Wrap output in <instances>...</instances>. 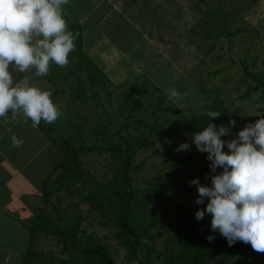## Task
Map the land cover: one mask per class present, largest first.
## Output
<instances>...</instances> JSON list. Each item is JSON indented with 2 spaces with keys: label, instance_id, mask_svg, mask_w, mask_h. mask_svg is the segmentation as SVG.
I'll return each mask as SVG.
<instances>
[{
  "label": "rangeland",
  "instance_id": "1",
  "mask_svg": "<svg viewBox=\"0 0 264 264\" xmlns=\"http://www.w3.org/2000/svg\"><path fill=\"white\" fill-rule=\"evenodd\" d=\"M229 1L228 5L227 0H220L217 3L219 6H203L202 8L195 6L197 12L191 13L194 17L198 16L200 19L197 21V26L192 28L193 37L187 32L191 29L189 21L186 20L180 25L185 32H179L180 34L171 36L168 44L166 42L165 45L160 44L166 49L167 59L158 58L156 53L153 54L154 52L149 50H140L141 55L139 51L133 50L131 54L135 58H132L131 54L121 58L122 66L127 59L130 61V58L134 60L135 65L140 66V75L133 76L127 84L112 75L109 76L110 78L107 76L106 80L100 83L99 81L95 83V79L91 80V77L95 73L94 76L97 78L95 70H98V68L92 62L77 56L70 60L72 62L71 74L66 72L67 74L64 76H57V82L53 87L55 94L53 92L52 100L61 113L59 118L51 124L43 121L40 123L42 127L38 125L35 128H33L32 122L22 123L23 130L21 136L18 134V139L25 138L21 139L23 144L17 147V150L15 149L14 152L17 151L16 155H11L10 159L12 160L9 159L8 161L4 160L9 155L0 157V190L6 189L11 193V195L4 196L3 190L0 191V196H3L4 199L5 197L8 198L7 201H2L4 211H0V227H4V229L2 228L3 231L0 230V243L4 245V247L2 246L3 249L0 250V264H19L21 261L22 254L19 251L25 246L28 231L24 228L20 230L15 226L12 228L8 223L27 224L35 215L36 207L44 206L42 180L51 173L54 162L61 157L62 153L58 146L65 137H69L70 141L76 145L84 144L97 147L85 151L79 158L87 169L97 175L99 180H105L111 177L109 165L111 158L110 151L103 147L118 138V131L121 133L128 131L139 135L148 134L155 129L172 132L173 121L184 119V117L191 119L201 114L205 111L207 104L211 105L213 103L216 94H219L222 99L221 107L226 109L228 115L236 121V126L232 129L231 134L221 137L222 139L234 138L245 125L254 123L260 118L262 102L258 98L259 93L255 92L247 98H240L247 84L244 79L241 60L246 61L248 64L251 58H257L256 65L251 70L264 73V6H243V2L233 3L232 0ZM234 5L236 7H233ZM227 6H230V11L240 10L235 14V28L236 26L246 25L249 31L236 35L232 38L233 42L230 43H228L226 36V39L221 37L222 40L217 45H220L222 49L217 47L213 49L214 54H219L220 58H216L217 56L209 49V54L204 56L202 61L199 58L202 53L193 49L189 45L188 39L193 40L194 38L197 41L200 38L203 41L202 45L208 46L209 40L202 38V35L215 28V25L224 32L231 31L232 28L226 23V20H233L227 17L228 15L233 16V14L229 13L227 15L225 12H221ZM181 8V6L178 7L179 11ZM190 10L192 11V8ZM242 15H244L243 19L240 18ZM212 16L214 21H210ZM237 16L238 19L236 20ZM168 21H171L170 25L172 23L178 29L179 26L173 22L175 20ZM184 25L187 27L185 28ZM78 41L76 38L74 51H78L80 48ZM88 47L85 44L83 50L87 51ZM168 50H170L169 53ZM112 54L114 52H108L107 56L110 58L106 57V63H102L103 68L107 65L104 68L105 70L115 60L112 59ZM97 61H100V58ZM169 62L173 64V68ZM122 66L121 63L118 64L113 72L119 75V73H122V70H120ZM127 72L129 73L130 70H127ZM77 75L80 76V81ZM79 84L82 87L80 93L84 92L88 98L85 101L73 102L69 98L76 91ZM160 88H164L166 92ZM128 89H132L130 97L133 96L131 97L132 100H139L141 109L137 108L130 111L127 107L126 100L128 98H126V95ZM171 89H175L179 95L169 99L168 90ZM127 113L142 115L129 117L127 120L130 127L123 129L121 122L125 120ZM4 118L8 119V115ZM138 120L140 126L137 128ZM229 121H219L216 125L228 126ZM14 134L16 132H13ZM9 140L12 141V136ZM185 141L189 142L190 150L176 151L177 147ZM5 146L15 147L12 143H8V139ZM224 150L228 151L226 146ZM174 151L180 158L186 155L194 157L201 163L204 170L208 171L205 174L209 179L212 174L207 154L196 149L195 144L191 142L190 135L165 138L157 133L146 139L137 149L134 155V164L146 155H150V158L146 160L145 166L140 172H133L134 186L154 185L159 191V198L149 205V209L153 213H151L152 218L149 222V232L152 235L151 242L156 250L159 253L161 252V255L157 256L155 264L161 262L166 247L165 236L182 229L178 209L182 208L183 201L176 197L172 191L168 160L171 152ZM25 161H28V164L22 168L20 174L18 173L15 178L6 179L14 165L17 163L23 164ZM220 171L222 169L218 168L216 170L217 173ZM85 191V186L82 187L78 183L72 195L65 196L62 192L57 191L58 193L50 196L54 204L49 205V211L54 213L55 208L53 205L57 204V206L60 205L65 208L64 213L68 219L73 220L76 215L81 216V221L78 224L80 235L84 237L93 234L94 238L104 242L118 264H136L126 261L125 248L119 245L117 239L114 238L111 225L100 222L99 211L90 209L89 203L79 202L80 194L85 193ZM57 197L61 199L57 200ZM71 198L75 199V203L70 201ZM191 204L194 206L195 214L199 208H204L207 203L198 206L196 201L191 198ZM9 217L11 218L7 219ZM206 217L207 214L203 219L197 220L195 216L196 224L201 230L205 226ZM33 244L35 248L44 252L45 257V260L42 259L43 261H40V263L36 261V264H61L59 259H65V264H68V259H74L71 258L69 251L63 250L62 243L50 235H38ZM8 251H10L9 254ZM4 256L7 259L6 261L5 259L3 261Z\"/></svg>",
  "mask_w": 264,
  "mask_h": 264
},
{
  "label": "trees",
  "instance_id": "2",
  "mask_svg": "<svg viewBox=\"0 0 264 264\" xmlns=\"http://www.w3.org/2000/svg\"><path fill=\"white\" fill-rule=\"evenodd\" d=\"M239 11L235 10V14ZM240 30L241 26H236L231 31L225 32V35L233 36ZM74 53L77 57L89 60L81 52V48ZM241 62L247 84L240 98L244 99L252 93L258 92V98L262 102L260 117L264 116V73L251 70L256 65L257 58H251L248 64L244 60ZM95 72L97 78L94 76L95 73L91 77V80L95 79V83L106 80V76L101 71L95 70ZM77 78L80 81L79 75ZM80 90L82 91V87L79 84L69 99L73 102L85 101L88 96L84 92L80 93ZM131 91L132 89L127 91L126 98L128 99H125L127 107L130 111L141 109L139 100L131 99L133 97H130ZM221 101L219 94H216L213 103L207 104L208 106L206 105L205 111L201 114L191 119L184 117V119L173 121L172 132L155 129L148 134L139 135L128 131L124 133L118 131V138L103 147L110 151L111 158L109 164L111 177L105 180H99L97 175L87 169L79 158L85 151L97 147L84 144L76 145L70 141L69 137H65L58 146L62 153L61 157L54 162L51 173L46 174L47 176L42 180L44 206H37L36 213L30 222L24 224L28 236H26L25 246L19 251L22 254L19 264H36V261L40 263L43 261L42 259L45 260L44 252L35 248L33 244L38 235H50L62 243L63 250L69 251L71 258H74L68 259V264H118L104 242L94 238L93 234L84 237L79 234L78 224L81 221V216L76 215L73 220H70L64 213L65 208L57 206V204L53 205L54 213L49 211V205L54 204L50 196L58 192H62L65 196L72 195L74 188H77V183L86 188L85 193L80 194L79 202L89 203L90 209L99 211L100 222L111 225L114 238L126 250V261L136 264H155L156 258L161 255V252L159 253L151 242L149 222L152 212L149 205L159 198V191L154 185L134 186L133 172H140L145 166L146 160L150 158V155H146L134 164V155L145 140L154 134L159 133L165 138L179 135L192 136L194 132L203 130V127H206L209 122L216 124L219 121H229L232 117L228 115L226 109L221 107ZM207 111H217L221 115L218 118H209L205 114ZM139 115L142 114L127 113L125 120L121 122L123 129L130 127L127 120L129 117ZM139 126L138 120L136 127ZM168 160L172 191L176 197L183 201L182 208L178 209L182 229L165 236L166 247L160 264H208L229 246L226 238L219 235V231L211 229L210 215L207 214L202 230L196 224L191 198L196 201L198 192L196 186L191 185L190 181L198 177L201 184L211 185V180L206 179L208 171L204 170L201 163L194 157L186 155L180 158L175 151L171 152ZM57 198V200L61 199ZM72 198L70 201L75 203V199ZM206 203L207 198L204 204ZM204 204L197 205L203 206ZM208 236L214 237L211 243L207 239ZM59 260L61 264L66 262L65 259ZM212 264H264V253L254 251L250 244L237 241Z\"/></svg>",
  "mask_w": 264,
  "mask_h": 264
},
{
  "label": "clouds",
  "instance_id": "3",
  "mask_svg": "<svg viewBox=\"0 0 264 264\" xmlns=\"http://www.w3.org/2000/svg\"><path fill=\"white\" fill-rule=\"evenodd\" d=\"M69 0H0V117L12 112L30 119L33 126L43 120L54 123L61 115L51 98V91L33 84L28 76L14 82L10 66L25 73L35 69L38 77L49 73L55 63L64 67L68 56L75 48L76 36L68 30L63 16V6ZM179 93L168 90L169 99ZM209 118H218L221 113L207 111ZM236 126H217L209 122L203 130L191 136V142L210 161L211 185L201 184L193 178L196 186V203L204 208L195 213L201 220L211 216V229L219 231L229 246L237 241L250 244L258 253H264V116L240 129L232 139L229 136ZM12 144L19 147L23 140L12 136ZM225 146L228 151H225ZM190 150L188 141L181 143L176 151ZM222 169L219 173L217 169ZM208 179V177H206ZM211 243L213 236L207 237Z\"/></svg>",
  "mask_w": 264,
  "mask_h": 264
},
{
  "label": "crops",
  "instance_id": "4",
  "mask_svg": "<svg viewBox=\"0 0 264 264\" xmlns=\"http://www.w3.org/2000/svg\"><path fill=\"white\" fill-rule=\"evenodd\" d=\"M219 1L220 0H69V3L63 6V16L67 22L68 30L76 36L77 40H79L78 45L81 48V52L92 62V64L96 66L98 70L101 71L106 77L112 75L117 79L119 78V81L126 82L130 81L133 76L140 75V66L137 64L135 65L134 60L131 58L130 61L127 59L122 66L121 58L129 56L133 50L139 51L140 55L141 51L149 50L154 52L153 54L156 53L158 58L167 59L168 56L166 54V49L162 45H165V42L168 44L171 40V36L180 34L179 32H185V30H183L180 25L186 20L189 21V26L191 29V31L187 30V32L193 37L194 32H192V28L197 26V21L200 19L198 16L194 17L191 13L197 12L195 6H198V8L199 6L201 8L203 6H219V4H217ZM239 1L243 2V6H264V0H232L233 3H237ZM229 3L230 1L227 0V5ZM179 6L182 7L180 11L178 9ZM190 8H192V11ZM182 9L184 11L183 14ZM222 10L223 11L220 9L221 12H225L227 15L229 13L233 14V16H227L233 20H226V23H228L231 28L234 29L236 25L235 11H230V6H227V8L224 7ZM244 15H242L240 18L243 19ZM179 19L181 20L177 21ZM212 19L213 16L211 17L210 21H214ZM237 19L238 18H236V20ZM168 20H175L173 22L179 26L178 29L175 28L172 23L170 25L171 21ZM186 27L187 26H185V28ZM228 29L230 30V27ZM245 31H249V28H247L246 25H243L241 26V30L239 32L233 36L227 37L225 32L221 29H218L217 25H215V28L208 30L207 33L202 35V38L209 40L208 46H203V41L200 38H198L197 41L194 38L193 40L188 39V41L190 42L189 45L193 49H196L197 52L202 53L199 58H201L203 61V57L209 54V49L210 51H213L215 47L222 49L220 45H217L218 42H221V37L225 38L226 36L228 43H230L233 42L232 38ZM85 44L89 46L88 49L86 48L87 51H85V49L83 50ZM109 50L114 52V54H112V59L115 60L114 62L112 61V63H110V67L105 70L104 68L107 65L103 68L102 63L107 61L106 57H109L107 56L108 52H110ZM169 52L170 50H168V53ZM70 53L68 56L69 63L66 66L60 67L55 63H51L49 66L48 75L42 77L35 75V69H29L25 73H20L14 70V65L10 66V71H12L14 82L21 80L22 76H28L32 83H35L42 89L50 90L52 93L51 98H53V87L57 82V76L61 77L67 73L71 74L70 72L72 71V62H70V60L75 58L74 50ZM214 55L217 56L216 58H220L219 54L215 53ZM131 57L135 58L133 54H131ZM99 58L100 61H97ZM120 63L122 66L120 69L122 70V73H119L118 75L113 71ZM170 64V66L173 68V64ZM127 70H130V72L128 73ZM160 89L164 90V88ZM164 91L166 92V90ZM25 119L26 118L22 114H18L16 119L13 120L11 111L8 112V119L1 117L0 157L3 155L4 157L9 155L8 157H5L4 161H8L11 158V155H16L17 151H14L15 149L17 150V147H7L5 145L7 139L8 143H12V141H10L11 139L9 140V138L13 136V132H16L14 135L17 138H19V135L21 136L23 130V126L21 124L25 123ZM28 122L31 123V120L29 119ZM33 128L35 127L33 126ZM24 135L28 136L26 134ZM24 138L25 137L21 139ZM27 164L28 161L23 162V164L17 163L14 165V168L12 169L13 173L11 170L9 175L6 176V179L11 177L15 178V176H17L18 173L20 174L22 168H24ZM3 171L5 170L3 169ZM9 186H11V184H9ZM3 194L4 196H7L8 194L11 195V193H9L6 189L3 190ZM7 200V197L4 199L3 196H0V211H4L2 201ZM10 218L11 217L7 219ZM8 225L12 228L14 226L15 228H20V230H22V228L26 229L24 223L13 224L12 222H9ZM2 228L4 229V227H0L1 231H3ZM2 246L4 247V245L0 243V250L3 249ZM9 252L10 251H8V254ZM4 259L5 261L7 260L5 256L3 257V261Z\"/></svg>",
  "mask_w": 264,
  "mask_h": 264
},
{
  "label": "water",
  "instance_id": "5",
  "mask_svg": "<svg viewBox=\"0 0 264 264\" xmlns=\"http://www.w3.org/2000/svg\"><path fill=\"white\" fill-rule=\"evenodd\" d=\"M234 245V244H233ZM233 245L228 246L220 255H218L216 258H214L212 261H210L208 264L214 263L225 251L229 250Z\"/></svg>",
  "mask_w": 264,
  "mask_h": 264
}]
</instances>
